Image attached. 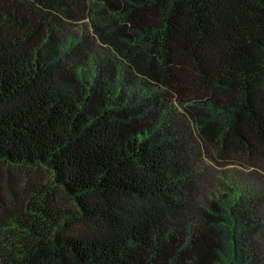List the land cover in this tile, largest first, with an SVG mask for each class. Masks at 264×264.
Segmentation results:
<instances>
[{
    "label": "trees",
    "instance_id": "16d2710c",
    "mask_svg": "<svg viewBox=\"0 0 264 264\" xmlns=\"http://www.w3.org/2000/svg\"><path fill=\"white\" fill-rule=\"evenodd\" d=\"M0 264H264V0H0Z\"/></svg>",
    "mask_w": 264,
    "mask_h": 264
},
{
    "label": "rangeland",
    "instance_id": "374dc122",
    "mask_svg": "<svg viewBox=\"0 0 264 264\" xmlns=\"http://www.w3.org/2000/svg\"><path fill=\"white\" fill-rule=\"evenodd\" d=\"M73 27H75V26H73ZM76 28V27H75ZM85 54L83 53V51L81 50V51H73L72 52V55H71V61H73V62H78V63H80V64H84L85 63V65L86 66H88V65H90V61L89 60H85V56H84ZM241 169H239L242 173H246V168H244V167H240ZM217 172H219V175H221L222 173V170L223 169H219V167H217ZM221 177V179L219 178L218 179V181H221V182H223V180L226 178V176H220ZM238 178V177H237ZM257 185H259V183L257 184Z\"/></svg>",
    "mask_w": 264,
    "mask_h": 264
}]
</instances>
